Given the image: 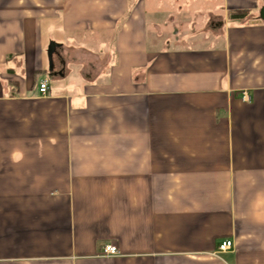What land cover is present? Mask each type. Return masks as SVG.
<instances>
[{
  "label": "crops",
  "instance_id": "crops-1",
  "mask_svg": "<svg viewBox=\"0 0 264 264\" xmlns=\"http://www.w3.org/2000/svg\"><path fill=\"white\" fill-rule=\"evenodd\" d=\"M262 8L0 0V264H264Z\"/></svg>",
  "mask_w": 264,
  "mask_h": 264
},
{
  "label": "built area",
  "instance_id": "built-area-1",
  "mask_svg": "<svg viewBox=\"0 0 264 264\" xmlns=\"http://www.w3.org/2000/svg\"><path fill=\"white\" fill-rule=\"evenodd\" d=\"M49 84L50 80L49 78H43L39 81L38 84V91L42 97L47 96L49 93ZM234 247V243L231 240H225L223 241L217 249L216 254H223L230 250H232ZM104 255L107 257H116L120 255V251L116 246L109 245L104 248Z\"/></svg>",
  "mask_w": 264,
  "mask_h": 264
},
{
  "label": "trees",
  "instance_id": "trees-1",
  "mask_svg": "<svg viewBox=\"0 0 264 264\" xmlns=\"http://www.w3.org/2000/svg\"><path fill=\"white\" fill-rule=\"evenodd\" d=\"M250 12L248 11H233L230 13V18L233 20H244L249 16Z\"/></svg>",
  "mask_w": 264,
  "mask_h": 264
},
{
  "label": "water",
  "instance_id": "water-1",
  "mask_svg": "<svg viewBox=\"0 0 264 264\" xmlns=\"http://www.w3.org/2000/svg\"><path fill=\"white\" fill-rule=\"evenodd\" d=\"M260 18L264 22V8L260 11Z\"/></svg>",
  "mask_w": 264,
  "mask_h": 264
}]
</instances>
